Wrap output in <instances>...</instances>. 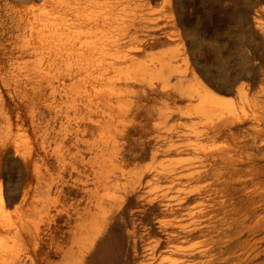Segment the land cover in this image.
Returning <instances> with one entry per match:
<instances>
[{"label": "rangeland", "instance_id": "374dc122", "mask_svg": "<svg viewBox=\"0 0 264 264\" xmlns=\"http://www.w3.org/2000/svg\"><path fill=\"white\" fill-rule=\"evenodd\" d=\"M233 112L251 139L234 155L250 162L238 177L252 191L234 218L264 232V0H0V264L17 254L19 264L41 262L33 238L47 232L48 188L79 123L82 140L97 141L89 158L105 170V212L115 211L105 232L118 234L119 264H171L166 244L150 254L176 196L164 199L169 182L154 176L198 159L185 147L192 125L205 132ZM168 144L177 153H164ZM247 207L249 219L238 214ZM218 220L186 246L209 248Z\"/></svg>", "mask_w": 264, "mask_h": 264}, {"label": "bare ground", "instance_id": "6f19581e", "mask_svg": "<svg viewBox=\"0 0 264 264\" xmlns=\"http://www.w3.org/2000/svg\"><path fill=\"white\" fill-rule=\"evenodd\" d=\"M74 51L76 54V50ZM79 53L81 52L79 51ZM225 93L231 92L225 90ZM240 94L243 96L244 92ZM97 108L99 109V107ZM165 113H167V109ZM165 113L163 116L166 115ZM228 117L227 120H222L221 123L205 132H199L196 125L191 126L192 135L189 137L195 138V141H191L185 147L188 153L198 155V159L177 162L180 167L176 166L172 170H157L154 181L169 182L168 185H164L165 191L162 195L164 199L169 198L172 193H176V196L174 200L170 199V201H175V208L167 204V214L173 217L157 221L167 237L163 240H155L156 243L151 244L152 253L150 254H153L154 258L162 252L166 244L171 255L178 257L171 264H190V261L193 264H264V261H261L264 258V249H262L264 237L259 236L264 235V232H244L247 228L242 226L243 223L239 222V219L234 218L237 214V202L243 198L248 199V195L252 193L246 179L238 177L243 176L246 169L251 168L250 162L247 164L241 157L235 158L234 153L247 148L251 139L243 128L246 121L243 115L233 112ZM88 122L90 123V121ZM91 122L93 121L91 120ZM90 124L94 126L93 123ZM77 127L76 131L74 130L75 133L69 134L72 136L70 139L68 138L70 148L73 149V152L70 153L71 160L68 164L66 163L64 168H61L58 182L48 188V198L44 202L47 232H37L38 236L33 238L36 248L40 252L41 262L39 264H119L113 251L115 236L118 234L117 232H105V222L110 221L115 215L114 208H111L108 213L105 212V170L96 166L97 162L94 163L89 158L92 144L97 141L84 142L80 134V131L84 130L80 129V123ZM223 139L228 143L227 146L210 148L207 145ZM186 140L188 139L186 138ZM98 143L100 144V142ZM164 143L167 142L164 140ZM168 146L171 145L168 144ZM100 147L102 146L100 145ZM172 147H169L168 150L165 148L167 151L164 153L167 155L168 153H177ZM68 151L70 150L68 149ZM189 171L194 172L187 174L186 172ZM147 182L150 183L149 180ZM196 184L204 185L190 189ZM141 185L142 183L139 186ZM143 198L145 199L144 196ZM238 214H243L241 217L249 219L253 211L247 207ZM215 218H219L218 225L213 227L217 231V239L210 238V240L208 238L210 240L207 242L209 248L206 247L207 249L202 250L187 247L186 244L189 241L196 237H202L207 231L204 229L203 222H210ZM184 220H188L190 224L184 225ZM138 223H143V220ZM138 223L135 225H139ZM149 231L147 232L149 235L154 233L152 227L149 228ZM131 233L137 234V232ZM24 260L26 259L17 254L12 264H19Z\"/></svg>", "mask_w": 264, "mask_h": 264}]
</instances>
